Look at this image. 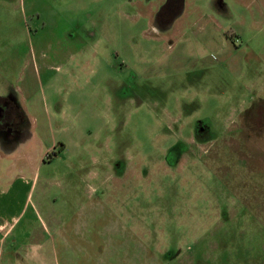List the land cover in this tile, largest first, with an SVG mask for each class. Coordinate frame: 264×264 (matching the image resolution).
Segmentation results:
<instances>
[{"label": "rangeland", "instance_id": "374dc122", "mask_svg": "<svg viewBox=\"0 0 264 264\" xmlns=\"http://www.w3.org/2000/svg\"><path fill=\"white\" fill-rule=\"evenodd\" d=\"M179 3L0 0V264H264V0Z\"/></svg>", "mask_w": 264, "mask_h": 264}, {"label": "crops", "instance_id": "0c3cea01", "mask_svg": "<svg viewBox=\"0 0 264 264\" xmlns=\"http://www.w3.org/2000/svg\"><path fill=\"white\" fill-rule=\"evenodd\" d=\"M4 78V77H3ZM8 79L9 78H7V77H5L4 78V80L3 81H6V82H8ZM3 81H1L0 80V99H4V100H7V101H9L14 107H15V109L19 112V113H23L24 114V105H22L21 103H19L18 101L19 100H14L13 99V97H11L10 96V94H6L4 91H2V88H1V85H2V82ZM5 82V83H6ZM12 133V132H11ZM2 136H3V133L2 134H0V142H1V146H2V148L6 151V157H7V159H18V158H20L21 157V154L22 153H24L23 152V150L22 149H20L21 148V146H20V144L22 143V141H17V142H15V143H13V144H11V145H9L8 143H4V141H3V139H2ZM24 143V142H23ZM64 148L62 147L61 149H60V151H62ZM46 154V153H45ZM45 154H43L42 156H41V162H43V156L45 155ZM28 158V157H27Z\"/></svg>", "mask_w": 264, "mask_h": 264}, {"label": "flooded vegetation", "instance_id": "af4514ba", "mask_svg": "<svg viewBox=\"0 0 264 264\" xmlns=\"http://www.w3.org/2000/svg\"><path fill=\"white\" fill-rule=\"evenodd\" d=\"M175 1L177 2L176 4L174 3ZM179 2H180V0H168V5L169 4H170L169 6L173 5V6H175L174 8L177 9L179 4H180ZM172 10H173V8H172ZM14 110H16L15 107L9 101L0 99V123H5V124L12 123V121L15 117V114L14 115L12 114ZM17 128H18V125H16L15 131L16 130L18 131ZM202 128L203 127L199 128L198 130L202 131L203 130Z\"/></svg>", "mask_w": 264, "mask_h": 264}]
</instances>
